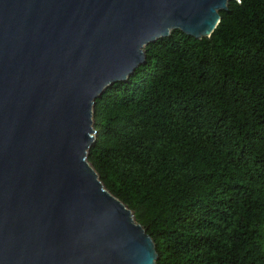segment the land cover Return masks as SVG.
<instances>
[{
    "label": "water",
    "instance_id": "1",
    "mask_svg": "<svg viewBox=\"0 0 264 264\" xmlns=\"http://www.w3.org/2000/svg\"><path fill=\"white\" fill-rule=\"evenodd\" d=\"M229 1L0 0V264H155L87 162L93 107L147 45L210 37Z\"/></svg>",
    "mask_w": 264,
    "mask_h": 264
},
{
    "label": "trees",
    "instance_id": "2",
    "mask_svg": "<svg viewBox=\"0 0 264 264\" xmlns=\"http://www.w3.org/2000/svg\"><path fill=\"white\" fill-rule=\"evenodd\" d=\"M210 37L179 30L95 100L87 162L155 245V264H264V0Z\"/></svg>",
    "mask_w": 264,
    "mask_h": 264
}]
</instances>
